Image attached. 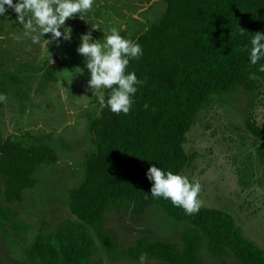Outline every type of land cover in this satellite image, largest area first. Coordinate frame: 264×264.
Here are the masks:
<instances>
[{
	"label": "trees",
	"instance_id": "trees-1",
	"mask_svg": "<svg viewBox=\"0 0 264 264\" xmlns=\"http://www.w3.org/2000/svg\"><path fill=\"white\" fill-rule=\"evenodd\" d=\"M163 3L161 17L132 39L141 45L143 55L130 61L128 71L145 81L132 110L128 115L114 114L94 98L98 113L88 119L93 150L84 161L82 180L66 194L73 218L35 237L24 249L30 264H98L94 260L98 245L108 256L114 255V238L104 230L107 215L129 210L139 217L152 206L189 226L181 237L182 247L140 238L119 256L138 263L139 255L147 253L148 261L201 264L197 254L205 242L220 261L231 253L241 264H264V250L242 236L229 214L200 208L186 215L169 201L151 197L145 175L152 165L181 173L191 164L194 156L185 153L183 144L212 99L237 89L261 94L264 72L259 67L264 60L250 65L244 48L251 47L248 35L264 32V0ZM11 14L8 9L0 16V30ZM0 92L7 94L4 85ZM258 153L264 163V144ZM57 160L49 145L26 146L4 138L0 131V231L10 230L18 238L29 231L17 208L25 204L26 191L38 184L37 170Z\"/></svg>",
	"mask_w": 264,
	"mask_h": 264
},
{
	"label": "rangeland",
	"instance_id": "rangeland-1",
	"mask_svg": "<svg viewBox=\"0 0 264 264\" xmlns=\"http://www.w3.org/2000/svg\"><path fill=\"white\" fill-rule=\"evenodd\" d=\"M164 9L163 0H95L93 10L82 20L75 17L65 22L72 29L71 39L58 47L51 45L50 55L44 57L30 40L15 39L21 26L13 11L1 24L0 88L4 85L8 97L0 108L1 134L26 146L47 144L58 157L56 164L37 170L38 184L26 191L25 204L17 208L29 231L22 238L10 230L0 231L2 264H30L24 249L35 237L73 218L66 194L82 180L84 161L93 150L88 119L98 113L84 58L76 51L80 36L91 32L94 40H101L116 27L120 35L132 40L158 20ZM78 68L80 75L75 71ZM263 142L264 86L260 95L237 89L212 99L200 111L183 144L185 153L194 159L181 174L199 180L201 208L226 212L242 236L264 250V163L258 153ZM189 229L158 206L139 217L129 210L109 213L104 230L114 238V255L108 256L98 245L94 260L138 264L119 253L140 238L171 242L180 249L181 237ZM197 257L201 264H241L231 253L221 261L214 258L205 242ZM148 264L166 263L150 260Z\"/></svg>",
	"mask_w": 264,
	"mask_h": 264
},
{
	"label": "clouds",
	"instance_id": "clouds-1",
	"mask_svg": "<svg viewBox=\"0 0 264 264\" xmlns=\"http://www.w3.org/2000/svg\"><path fill=\"white\" fill-rule=\"evenodd\" d=\"M94 4L95 0H15V3L13 0H0V16H5L11 9L16 14V23L21 26L15 39L30 40L44 57L50 55L51 45L58 47L61 41L71 39L72 29L66 27L65 22L75 17L82 20L84 14L93 10ZM240 33L245 34L242 30ZM48 34L49 38H43ZM248 36L251 47H245L244 51L248 54L249 64L255 66L264 60V32ZM76 51L84 58L90 77L88 88L95 95L98 105L106 107L111 113L128 115L135 104L134 97L139 87L145 83L137 78L135 71H128L130 61L143 55L141 45L122 37L118 28L112 27L101 40H94L91 32L81 35ZM75 71L82 74L79 68ZM259 71L264 72V64L260 65ZM7 99V95L0 92V104ZM144 107L147 109L148 105ZM145 175L151 182V197L169 201L186 215H194L200 210L199 180H190L184 174L165 171L155 165L150 166ZM138 264H148L147 253L139 255Z\"/></svg>",
	"mask_w": 264,
	"mask_h": 264
}]
</instances>
